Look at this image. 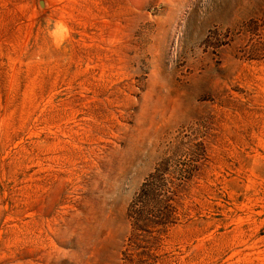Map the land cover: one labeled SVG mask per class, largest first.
Instances as JSON below:
<instances>
[{"label":"rangeland","instance_id":"1","mask_svg":"<svg viewBox=\"0 0 264 264\" xmlns=\"http://www.w3.org/2000/svg\"><path fill=\"white\" fill-rule=\"evenodd\" d=\"M0 264H264V0H0Z\"/></svg>","mask_w":264,"mask_h":264},{"label":"trees","instance_id":"2","mask_svg":"<svg viewBox=\"0 0 264 264\" xmlns=\"http://www.w3.org/2000/svg\"><path fill=\"white\" fill-rule=\"evenodd\" d=\"M192 170V161H180L174 151L162 158L129 205L134 231H142L154 241L162 238L177 222L178 197ZM129 256L127 259H131Z\"/></svg>","mask_w":264,"mask_h":264}]
</instances>
